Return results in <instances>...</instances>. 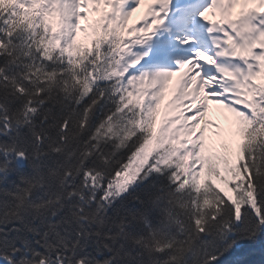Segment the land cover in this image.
Returning a JSON list of instances; mask_svg holds the SVG:
<instances>
[{"label":"snow or ice","instance_id":"obj_1","mask_svg":"<svg viewBox=\"0 0 264 264\" xmlns=\"http://www.w3.org/2000/svg\"><path fill=\"white\" fill-rule=\"evenodd\" d=\"M242 242L264 245V0H0V264Z\"/></svg>","mask_w":264,"mask_h":264},{"label":"trees","instance_id":"obj_2","mask_svg":"<svg viewBox=\"0 0 264 264\" xmlns=\"http://www.w3.org/2000/svg\"><path fill=\"white\" fill-rule=\"evenodd\" d=\"M262 244L242 242L240 246L228 257L236 264H264V253L261 252ZM223 264V262H222Z\"/></svg>","mask_w":264,"mask_h":264},{"label":"rangeland","instance_id":"obj_3","mask_svg":"<svg viewBox=\"0 0 264 264\" xmlns=\"http://www.w3.org/2000/svg\"><path fill=\"white\" fill-rule=\"evenodd\" d=\"M140 15H141V10L139 9L136 13L133 14V20L131 21V23L136 20V16H140ZM209 119L215 120L217 123H220L221 127H223L224 125V121L222 117L219 116L215 106H213V110L209 114ZM214 129L215 128H212L211 125L209 126V132L207 134L209 137H213L215 132H217Z\"/></svg>","mask_w":264,"mask_h":264}]
</instances>
